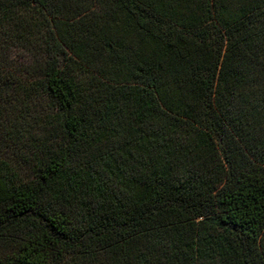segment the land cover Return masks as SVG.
Wrapping results in <instances>:
<instances>
[{"label": "trees", "instance_id": "16d2710c", "mask_svg": "<svg viewBox=\"0 0 264 264\" xmlns=\"http://www.w3.org/2000/svg\"><path fill=\"white\" fill-rule=\"evenodd\" d=\"M3 50L0 264H264V0H0Z\"/></svg>", "mask_w": 264, "mask_h": 264}, {"label": "rangeland", "instance_id": "374dc122", "mask_svg": "<svg viewBox=\"0 0 264 264\" xmlns=\"http://www.w3.org/2000/svg\"><path fill=\"white\" fill-rule=\"evenodd\" d=\"M24 62L18 50H3L0 54L3 75L11 73L21 78L24 76L21 71ZM45 108L44 98H34L27 103L22 98L12 99V96L0 94V157L11 163L22 181L31 178L32 160L28 141L30 134L38 128L36 117ZM16 118L19 124L14 122Z\"/></svg>", "mask_w": 264, "mask_h": 264}]
</instances>
